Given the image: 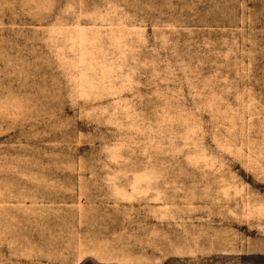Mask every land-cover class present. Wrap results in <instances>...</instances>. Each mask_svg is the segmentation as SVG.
<instances>
[{"label": "rangeland", "instance_id": "374dc122", "mask_svg": "<svg viewBox=\"0 0 264 264\" xmlns=\"http://www.w3.org/2000/svg\"><path fill=\"white\" fill-rule=\"evenodd\" d=\"M0 264H264V0H0Z\"/></svg>", "mask_w": 264, "mask_h": 264}]
</instances>
